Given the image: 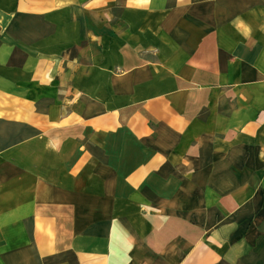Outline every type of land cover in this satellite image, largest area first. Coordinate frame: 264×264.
I'll return each instance as SVG.
<instances>
[{
	"label": "crops",
	"instance_id": "0c3cea01",
	"mask_svg": "<svg viewBox=\"0 0 264 264\" xmlns=\"http://www.w3.org/2000/svg\"><path fill=\"white\" fill-rule=\"evenodd\" d=\"M0 264H264V0H0Z\"/></svg>",
	"mask_w": 264,
	"mask_h": 264
}]
</instances>
